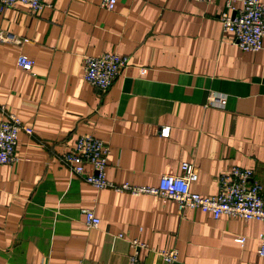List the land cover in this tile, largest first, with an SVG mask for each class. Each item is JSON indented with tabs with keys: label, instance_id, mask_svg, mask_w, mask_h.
Masks as SVG:
<instances>
[{
	"label": "crops",
	"instance_id": "crops-1",
	"mask_svg": "<svg viewBox=\"0 0 264 264\" xmlns=\"http://www.w3.org/2000/svg\"><path fill=\"white\" fill-rule=\"evenodd\" d=\"M101 2L0 10V108L32 128L19 132L18 160L0 166V264H126L133 238L176 249L170 264H264L257 254L264 222L97 190L59 161L90 134L110 148L112 182L156 186L190 162L197 173L190 190L211 196L219 173L238 166L252 169L264 197V48L233 43L219 18L225 0H116L111 11ZM104 52L127 56L128 65L100 90L83 80V60ZM20 54L34 59L30 72L17 66ZM212 92L223 105L209 102ZM86 208L97 227L84 225ZM139 260L165 264L148 249Z\"/></svg>",
	"mask_w": 264,
	"mask_h": 264
},
{
	"label": "built area",
	"instance_id": "built-area-1",
	"mask_svg": "<svg viewBox=\"0 0 264 264\" xmlns=\"http://www.w3.org/2000/svg\"><path fill=\"white\" fill-rule=\"evenodd\" d=\"M211 2V0H199ZM21 3L26 5L30 12L37 13L43 6V0H0V10L15 7ZM116 0H102L101 6L111 11ZM234 0H225L224 10L220 13L222 28L233 35V43L242 51H259L264 48V3L260 0H241L239 8H235ZM230 10L232 13H230ZM0 39L2 31L0 30ZM83 80L100 90H106L115 78L128 65V57L117 52H104L96 56L86 55L83 60ZM17 66L31 71L34 59L20 54L16 60ZM145 68L140 69L144 74ZM209 102L214 105H223L224 98L216 93H210ZM0 166L12 164L18 160L15 148L19 132L32 133L30 126L24 125L15 113L0 108ZM170 133L169 126H163L159 135L167 138ZM110 148L106 142L94 138L90 134L78 137L75 145L61 154L58 159L67 166L75 175L80 176L86 183L97 190L109 189L115 192L140 196L143 194L157 195L164 199L172 200L179 212L196 208L213 218L222 215L244 220L256 219L264 222V197L261 194L262 186L258 182H250L252 169L231 166L217 176L218 191L211 196H201L190 190L191 182L197 179L195 167L190 162L181 164L180 174H162L156 186L138 185L130 182L115 183L106 178L107 156ZM85 164L92 168L91 173L84 169ZM86 228H94L99 224V218L91 209L82 210ZM122 234H119L121 237ZM244 238H237L242 242ZM131 252L126 264H143L139 260L140 249L151 250L165 264H170L177 259V250L162 248L153 250L146 242L136 238L130 240ZM257 254L264 258V229L259 236ZM77 264H82L79 261Z\"/></svg>",
	"mask_w": 264,
	"mask_h": 264
}]
</instances>
